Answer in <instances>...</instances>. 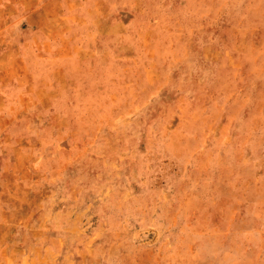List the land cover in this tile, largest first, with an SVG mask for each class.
Instances as JSON below:
<instances>
[{"label":"rangeland","instance_id":"obj_1","mask_svg":"<svg viewBox=\"0 0 264 264\" xmlns=\"http://www.w3.org/2000/svg\"><path fill=\"white\" fill-rule=\"evenodd\" d=\"M0 264H264V0H0Z\"/></svg>","mask_w":264,"mask_h":264}]
</instances>
